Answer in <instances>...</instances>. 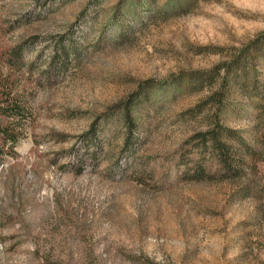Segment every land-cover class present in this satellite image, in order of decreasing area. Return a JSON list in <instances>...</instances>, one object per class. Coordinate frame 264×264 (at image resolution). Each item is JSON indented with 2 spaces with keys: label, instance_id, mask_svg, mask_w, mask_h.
I'll return each mask as SVG.
<instances>
[{
  "label": "rangeland",
  "instance_id": "1",
  "mask_svg": "<svg viewBox=\"0 0 264 264\" xmlns=\"http://www.w3.org/2000/svg\"><path fill=\"white\" fill-rule=\"evenodd\" d=\"M121 1L0 0V127L20 138L0 165V264H264V116L233 73L221 123L261 161L192 182L182 159L222 77L198 80L247 47L264 78V0Z\"/></svg>",
  "mask_w": 264,
  "mask_h": 264
},
{
  "label": "trees",
  "instance_id": "2",
  "mask_svg": "<svg viewBox=\"0 0 264 264\" xmlns=\"http://www.w3.org/2000/svg\"><path fill=\"white\" fill-rule=\"evenodd\" d=\"M125 2L126 0H122L120 5H123ZM192 4H189V6ZM260 52L261 49L258 47H247L239 52L238 58L236 57L228 63L219 64L211 71H208L206 78H203L201 81L198 80L197 85L202 88L203 83L211 85L216 77H222L219 88L207 99L204 106H198L197 110H192L190 113L192 118L205 115V106L208 105H211L213 111L207 124V130L199 132L193 137L190 142L191 149L188 150L189 153L185 154L182 158L186 164L184 166L190 168L186 180L192 182L241 180L253 171L248 159H251L255 164L261 161L260 154L248 146L237 132L225 127L221 123L220 118L221 112L228 103L226 99V93L229 90L227 89V80L232 73L235 75L233 84L237 85L240 91L247 92L253 101L258 118L264 116V78H252L247 67L250 63H254V57L259 56ZM195 79L197 80V78L193 80ZM253 83L261 84L260 90L252 87ZM10 98L11 96L6 98L7 100L4 102L8 104ZM136 106L133 104L132 99H130L123 111V119L126 130H128L127 136L135 132L136 129L132 115V111ZM20 110L19 106L12 103L7 107L3 106L1 113L7 118L15 119L17 115H20ZM19 139L18 133L12 131L10 126L5 128L0 127V165L19 144Z\"/></svg>",
  "mask_w": 264,
  "mask_h": 264
}]
</instances>
